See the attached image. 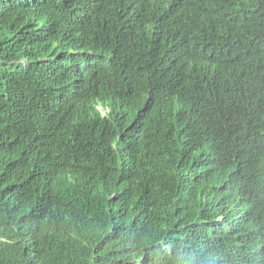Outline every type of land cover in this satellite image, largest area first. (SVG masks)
<instances>
[{"label":"trees","instance_id":"1","mask_svg":"<svg viewBox=\"0 0 264 264\" xmlns=\"http://www.w3.org/2000/svg\"><path fill=\"white\" fill-rule=\"evenodd\" d=\"M0 264H264V0H0Z\"/></svg>","mask_w":264,"mask_h":264}]
</instances>
